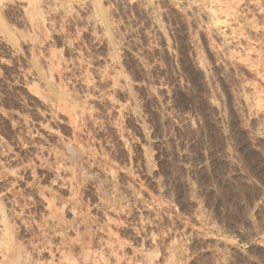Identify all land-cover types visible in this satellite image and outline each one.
<instances>
[{"label":"rangeland","instance_id":"obj_1","mask_svg":"<svg viewBox=\"0 0 264 264\" xmlns=\"http://www.w3.org/2000/svg\"><path fill=\"white\" fill-rule=\"evenodd\" d=\"M1 223L0 264H264V0H0Z\"/></svg>","mask_w":264,"mask_h":264},{"label":"bare ground","instance_id":"obj_2","mask_svg":"<svg viewBox=\"0 0 264 264\" xmlns=\"http://www.w3.org/2000/svg\"><path fill=\"white\" fill-rule=\"evenodd\" d=\"M156 22V21H155ZM2 224V226H0V229H3V227H5V226H3L4 225V223H1ZM6 228V227H5ZM1 231V230H0ZM4 231V230H3ZM2 232V231H1ZM6 232V231H5ZM3 235V234H2ZM4 236V235H3ZM1 248V247H0ZM3 253V252H2ZM3 256H4V254H3Z\"/></svg>","mask_w":264,"mask_h":264}]
</instances>
